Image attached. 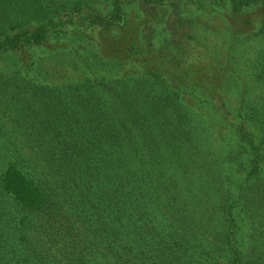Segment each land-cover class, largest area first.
<instances>
[{
	"label": "trees",
	"instance_id": "trees-1",
	"mask_svg": "<svg viewBox=\"0 0 264 264\" xmlns=\"http://www.w3.org/2000/svg\"><path fill=\"white\" fill-rule=\"evenodd\" d=\"M6 1L0 0V24L9 16ZM45 1L10 0L16 16L39 22L49 13L41 10ZM260 2L264 0H229L234 11ZM72 3L69 15L54 8L57 20L41 21L31 31L15 27L19 25L1 27L0 54L24 44L40 47L51 31L67 25L100 35L101 29L116 27L125 34L128 23L121 14V0H114L106 16L83 7L80 0ZM259 29L264 32V22ZM125 40L121 36L120 43ZM123 54L115 58L126 70L119 77H111L113 71L108 70V77L54 89L27 82L34 86L30 96L42 99L55 119L39 124L44 137L24 142L23 165L8 160L0 175V198L8 196L30 213L55 204L62 220L71 225L66 230L100 249L91 261L73 258L65 264H264V229L256 235L253 226L243 241L235 231L241 230L243 207L237 216L234 213L240 200L264 213V53L256 56L249 74L261 92L255 93V103L249 97L248 123L227 124L217 135H211L204 119L217 117L208 114L210 104L207 113H197L199 108L181 100L187 92L173 87L144 60L130 55L125 59ZM227 79L220 80V88L230 83ZM240 83L243 93L236 101L242 108L247 90ZM222 93L218 106L228 112L222 101L228 95ZM208 94L215 98V91ZM236 116L244 118L245 113L238 110ZM247 127L254 132H244ZM214 137L220 150L211 143ZM36 162L41 172L33 167ZM186 220L192 223L191 231ZM47 221H55L54 215ZM178 231L195 242L178 245Z\"/></svg>",
	"mask_w": 264,
	"mask_h": 264
},
{
	"label": "rangeland",
	"instance_id": "rangeland-1",
	"mask_svg": "<svg viewBox=\"0 0 264 264\" xmlns=\"http://www.w3.org/2000/svg\"><path fill=\"white\" fill-rule=\"evenodd\" d=\"M11 1L12 4L17 2ZM50 1L42 2L41 10L49 13L40 22L56 17L58 13L53 12L54 8H62L69 15L74 5L72 2H77L61 0L64 4L60 5ZM80 2L83 7L106 16L110 15L114 0ZM86 2L89 3L84 4ZM6 3V14L9 16L4 18L7 24H0V28L19 25L15 27L31 31L40 24L37 20L16 16L10 0ZM83 13L88 15L91 12L85 10ZM121 14L126 16L128 23L125 34L115 26L109 31L101 29L100 35L84 26L76 28L67 25L51 31L40 47L24 44V50L0 54V175L9 162L23 165L24 142L44 137L40 128L42 120L55 119L44 109L42 99L30 96L34 87L31 84L54 89L55 85L63 87L72 81L108 77V70L113 71L111 77H119L126 71L121 70L120 64L115 61L120 53L119 56L124 53L125 59L130 55L144 60L151 69L163 74L173 87L181 88L182 93L187 92L181 100L199 108L197 113L204 110L207 113L210 104L211 113L208 114L217 116L214 119L204 118L211 135H217L221 129L225 131L227 124L238 127L247 122L245 118L251 113L248 101L251 98L255 103V93L261 92L258 83L249 74L256 56L259 58L264 53V32L259 29L264 22V3L234 11L229 0H157L150 3L121 0ZM14 16L16 18H12ZM121 36L126 38L122 43ZM223 77L228 78L230 83L220 88ZM25 81L27 85H23ZM240 81L247 90L242 108L240 101H236V97H240L238 93H243L239 88ZM222 90L228 95L222 99L228 112L218 106L217 96ZM209 91H215L213 100ZM238 110L245 113L244 118L236 116ZM226 117L228 120L224 119ZM194 123H197L196 120ZM248 129L254 132L252 127L244 128V132ZM215 140L214 137L211 143L220 150ZM36 163L33 167L41 172ZM242 207L241 230L238 227L235 231L236 236L245 241L254 230L253 226L258 229L256 235L264 229V213L254 207L250 209V204L240 200L238 209L235 208L236 216ZM50 214L54 215L55 221H47ZM187 222L191 231L192 223L186 220L184 225ZM62 223L65 225L61 226ZM66 228L71 229V225L62 220L55 204L43 212L30 213L22 211L10 197L3 195L0 198V264H65L73 258L91 261L93 255L100 252L94 244H83L81 234ZM85 238L87 241L90 239L87 234ZM176 239L181 246H190L195 242L193 237L184 236L182 231H178ZM71 240L73 245L69 244Z\"/></svg>",
	"mask_w": 264,
	"mask_h": 264
}]
</instances>
